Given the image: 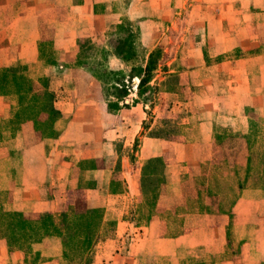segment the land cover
<instances>
[{"label": "crops", "instance_id": "crops-1", "mask_svg": "<svg viewBox=\"0 0 264 264\" xmlns=\"http://www.w3.org/2000/svg\"><path fill=\"white\" fill-rule=\"evenodd\" d=\"M205 1L211 7L218 4L228 6L224 16L219 11L215 14L210 12L209 16L203 18L210 29L209 44L213 54L234 51L249 37H264V22H258L259 16L264 17V9H250L259 2L264 4V0ZM120 2L121 0H0V70L22 68L36 93L44 88L42 81L45 80L46 86L55 93L54 108L60 112V117L54 121L52 128L34 126L33 119L23 115L26 106L19 104V96L12 80L6 79L4 82L7 91L0 92V197H7L4 202L6 210L23 214L57 211L64 204L66 207L76 204L74 194H83L86 209L106 207V213L110 208L116 209L114 204L113 207L108 206L106 200L112 198L116 201L130 196L127 188L120 191L116 186L117 180L121 184L129 182L132 162L128 156L120 158L119 162L117 158L113 160V155L116 154L113 152V145L121 144L122 149L132 146L141 132V123L146 119L147 105L133 103L137 94L130 92L124 98L123 107L117 110V124L105 127L102 119L106 117L101 107L104 100L102 96L94 94L93 88L89 86L94 82H84L88 93L85 97L78 93L73 83L74 58L80 46L86 41L95 42L104 34L108 25L114 21L115 7ZM148 3L161 5L166 4L167 0H148L146 4ZM249 10L252 12L247 14ZM241 13H244L242 17ZM247 15L252 20L257 19L255 23H244L237 32H234L232 25L228 27L230 18L234 20L232 23L241 19L247 21ZM214 25L217 31L212 32ZM242 51L244 49L232 59L216 63V67H225V77L219 80L224 81L223 89L214 91L210 87L213 81L222 78L219 76L203 77L196 83L200 87L197 93L194 92L193 99L198 101L203 113L218 115L211 119L198 118L195 126L200 139L177 143L182 149H191V155L192 149L202 150L207 147L206 143L197 144L206 139L205 136L201 137V133L207 132L205 129L209 136L212 135V128L218 126L246 133L251 117L247 107L257 105L253 103L254 100L262 102L258 105L264 106V50L255 51L251 55L242 54ZM213 66L202 65L199 69L212 71ZM43 78L45 79L42 80ZM43 116L46 117V114ZM110 146V151H106V147ZM139 146H144L145 151L150 150L145 158L161 155L164 151L161 138L154 136H144ZM182 152L185 153H179ZM203 154L201 151L196 153L192 172L185 181L195 182L198 174L208 175L211 162ZM185 159L189 157L179 158L181 161ZM171 166L174 168L173 171L170 169L172 175L179 177L182 174L177 168L179 162L171 163ZM184 168L185 173L187 167ZM244 193L243 197L246 195ZM259 193H264V189H260ZM244 204L241 202V206ZM247 207L248 204L244 209L237 210L238 221L235 223L213 222L210 228L215 233L213 235L209 232L210 243L219 244L222 237L223 243L219 245L228 246L231 229L236 239H245V255H236L239 260L228 256L200 264H246L250 250L256 257L251 262H264V198L256 207V219L244 220L239 217ZM148 224L138 225L121 216L116 217L113 235L97 243L99 250L95 252L92 264H144L150 251L163 255L171 264H188L186 258L190 251L200 250V246L187 242L190 239L183 237L186 234L154 237L150 233L153 223ZM161 225L166 228L165 222L162 221ZM132 229L141 231V235L134 233L132 237H128L127 250L122 251L119 245L124 244L123 234L126 231L130 234ZM51 238L44 237L38 245ZM4 244V240L0 238V264H24L21 254L13 252L16 257L11 258V253ZM107 257L111 259L110 263ZM53 260L41 264H53Z\"/></svg>", "mask_w": 264, "mask_h": 264}, {"label": "rangeland", "instance_id": "rangeland-1", "mask_svg": "<svg viewBox=\"0 0 264 264\" xmlns=\"http://www.w3.org/2000/svg\"><path fill=\"white\" fill-rule=\"evenodd\" d=\"M147 1L121 0L115 7L114 21L108 25L104 34L95 42L86 41L80 46L74 58L75 67L73 68V83L82 97L88 94L84 83L88 81L94 82L89 85L94 90L92 92L102 96L104 103L101 107L106 117L102 119L103 126L112 127L117 124L119 121L117 110L123 107L124 98L130 92L137 94L133 103L147 105L146 119L141 123V132L132 146L122 149L121 144L113 145V152H116L113 160L117 158L119 162L120 158L128 156L132 162V176L129 182L121 184L117 180L118 186H116L120 191L127 188L130 196L118 198L116 201L112 198L106 200L108 206L113 207L114 204L116 209L110 208L105 213L106 207L86 209L83 194H74L76 204L68 205V207L64 204L57 211L50 212L58 215L70 209L80 214L97 211L99 216L102 215V219L93 237L86 241L84 234L81 233L67 238H63L60 234H52L49 237L53 239L41 245H38V242L43 238L34 242L30 246L31 254H28L25 251V245L29 238L8 245L0 235L11 253V258H15L16 255L13 252L18 251L24 264H41L52 259H54L53 264H92L95 252L99 250L97 243L113 235L116 217L119 216L124 220L137 222L138 225L146 226L150 222L153 223L150 233L154 237L186 234L183 237L190 239L187 242L200 246V250L194 249L187 255L188 264H200L228 256L239 260V256L236 257V255H245L247 247L243 244L245 239L242 241L236 239L231 229L230 233L228 232L230 235L228 246L219 245L223 243L220 236H218L219 244L210 243L209 232H212L210 227L213 222L232 224L238 221L237 210L244 209L246 204L250 209L254 207L251 210L247 207V210H243L239 217L244 220L258 217L256 207L264 198V193H259L260 189H264L262 187L264 165L260 167V161L264 163V106L258 105L262 102L254 100L253 103L257 105L247 107L251 117L246 133L241 134L218 126L212 128L210 137L208 130L205 129L207 132L201 133V137L205 136L206 139L197 144L206 143L210 148L201 150L193 147L192 155L191 149L187 147L182 149V146H177V143L200 139L195 126L198 118L211 119L218 115L216 113L209 116L208 113H203V109L198 106V101L193 99L194 92L197 93L200 87L196 83L203 77L212 75L213 78H217L219 76L222 78H217L210 87L214 91L223 89L224 81L219 80L225 77V67H216V63L240 55L239 51L243 49L242 54L245 55L264 50V37H249L244 39L243 44L234 51L215 55L209 44L210 29L203 18L209 16L210 12L215 14L219 11H222L224 16L228 6L218 4L211 7L205 0H167L166 4L161 5L146 4ZM254 6L250 9H264L262 2ZM250 12L252 11L249 10L247 14ZM229 13L232 14V11ZM243 14L241 13L240 16L242 17ZM246 19L248 20L241 19L232 23L234 20L230 18L231 23H228V27L232 25L234 32H237L244 23H255L257 20H252L248 15ZM258 22H264V17L259 16ZM222 24L225 26L224 21ZM215 31L217 29L214 25L212 32ZM150 57L154 65L152 71L145 74L144 70ZM209 64L214 65L212 71L199 69L200 66ZM17 68L23 72L22 68ZM169 73H174V76L168 78ZM23 75H25L24 72ZM147 75H153L152 79L148 84L139 87L140 80ZM43 82L44 88L37 93L41 94L44 90H48L54 94V100L55 93L46 86L45 80ZM262 88L264 89V86ZM53 100L49 101L52 106H54ZM216 103L220 104V102ZM40 104L42 105V101ZM44 113L46 117L43 116ZM59 117L60 114L56 120ZM32 119L34 126L38 128L53 127L48 119V113L44 110ZM146 135L161 138L164 144L161 155L145 158L150 150L145 151V147L142 146V152L139 143H142ZM111 148V146L106 147V151L109 152ZM180 151L185 153H179ZM200 151L204 153L203 156L207 160L210 159L208 175L198 174L195 182H187L185 179L192 172L194 157ZM116 155L118 156L115 157ZM180 157H189V159L181 161ZM153 158H159V160L154 162ZM174 162H179L177 168L180 172L182 171L179 177L172 175L174 168L171 163ZM184 166L187 167L185 173ZM234 171L243 187L238 190L237 187L229 190L231 183L229 184L228 181L234 177ZM243 192L246 193V195L244 193L245 197L242 196ZM6 199L7 197H0V207L4 210H6L4 207ZM241 202L245 203L244 206H241ZM237 203H239L238 207H236ZM20 213L22 217L30 220L38 216V214ZM220 216L224 217L219 218ZM162 221L166 224L165 229L161 225ZM140 232L132 229L129 234L126 231L123 234L124 244L119 245L121 250H127L128 237H132L134 233L139 236ZM214 233L215 231L212 232L213 235ZM199 243L201 245H198ZM109 250L112 253L111 246ZM34 251L38 252L36 257L33 255ZM153 253L154 251H150L145 257V262H142L144 264L170 262L163 255ZM248 254L250 256L246 264H257L251 262L256 258L251 250ZM107 259L110 263L111 259L109 257ZM258 264H264V262Z\"/></svg>", "mask_w": 264, "mask_h": 264}, {"label": "trees", "instance_id": "trees-1", "mask_svg": "<svg viewBox=\"0 0 264 264\" xmlns=\"http://www.w3.org/2000/svg\"><path fill=\"white\" fill-rule=\"evenodd\" d=\"M153 65V61L150 57L144 70L145 74L152 71ZM173 76L174 73H169L167 75L168 78ZM152 77L153 75H147L141 79L139 87L148 84ZM6 79H11L14 83L19 96V104L26 106L25 113H23L24 116L33 118L38 116L40 111L44 110L48 113L50 124H53L60 113L49 103V101L53 100L54 94L52 92L48 90H44L41 94L33 92L32 86L29 83L30 80L23 75L22 71L18 68H3L0 70V92L7 91L4 83ZM41 101L42 105L40 104ZM158 160L159 158H153L154 162ZM260 165V167H262L264 163L260 161ZM234 174V177L228 181L229 184L231 183L229 190L235 187H237L238 190L243 187L235 171ZM262 185L264 188L263 179ZM101 219L102 215L99 216L97 211L80 214L70 209L67 211L64 210L58 215H54L51 212L40 213L34 220H30L22 217L20 212L8 211L0 207V235L6 240L8 245L19 243L21 239L29 238L27 245H25V251L31 254L30 246L34 242L52 234H60L63 238H67L71 235L81 233L84 234L86 241H89L96 233V228H98V225L101 223ZM33 255L36 257L38 252L34 251Z\"/></svg>", "mask_w": 264, "mask_h": 264}]
</instances>
